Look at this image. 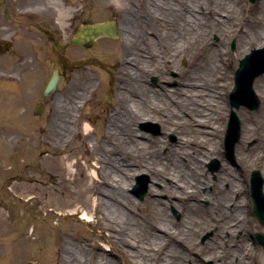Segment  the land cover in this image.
I'll return each instance as SVG.
<instances>
[{
    "label": "rangeland",
    "instance_id": "1",
    "mask_svg": "<svg viewBox=\"0 0 264 264\" xmlns=\"http://www.w3.org/2000/svg\"><path fill=\"white\" fill-rule=\"evenodd\" d=\"M175 1L188 3V0ZM149 5L147 0H0V42L10 43L0 52V264L29 261L62 264L63 254L70 247L85 251V264H144L137 256L131 255L135 247L124 245L114 230H106L100 222L96 204L102 192L98 190L97 182L101 178L112 181V174L106 167L99 170L101 178L97 177L94 164L99 148L94 146L103 145L112 156H126L125 163L131 160L126 153L141 158H149L153 153L152 157L158 159V165L162 167L166 158L177 149L181 138L188 140L187 149L191 151L189 156H181V161L196 173L206 175L216 183L224 164L237 173L241 184L238 199L245 198L249 202L247 218L252 247L251 255L245 256L244 261L245 264H264V247L256 239V234L264 232V228L253 215L250 190L253 170H259L264 179V158L261 162L253 160L258 152L255 147L258 138L242 140L240 121L241 136L233 155L224 144L232 109L236 114L245 111L257 121L259 131L264 129V89L260 87L264 86V82L260 83L264 75L254 82L261 101L258 110L246 106L232 107L230 100L240 60L252 49L264 47L263 38L246 44L239 35L240 31L250 35L252 31L264 28L263 21L252 23L263 16L260 0H236V5L246 14V20L241 28H234L233 33L211 35L213 45L209 46L202 45L195 25L199 19L203 24L207 21L212 24L209 17L203 18L201 13L195 12L191 19L193 28L187 33L178 32V16L177 32L168 33L165 13L164 16L156 14L155 22L150 25L151 16L146 12ZM124 15L134 18L139 26L132 41H125L123 34L116 39L102 37L87 49L71 45L61 57V43L69 36L62 39L53 33L59 28L57 17L68 26L74 20L73 31L74 27L85 22L116 20L125 32ZM28 31L33 32L32 41H29L31 36H26ZM184 36L187 37L186 43L181 41ZM178 41L185 48L180 57L169 48ZM233 42L235 49L232 48ZM27 45L30 49L35 46V60H28L35 64V68L28 71L22 81L18 68L24 67L20 59ZM217 49L225 51L226 56L220 71L214 72L211 60ZM244 49H247L246 53L238 59ZM130 53L135 54L130 56L131 63L127 59ZM62 58L70 60L72 66L69 65V69H77L72 77L76 79L78 76L77 80L83 82V86L70 90L64 79L55 93L44 95V88ZM124 65L128 66L127 70ZM69 74L70 70L67 71ZM203 78L205 83L201 81ZM127 81L135 88L131 97L124 86ZM187 85H191L192 91L201 90L196 96L189 95V100L198 102L217 117L219 128L214 135L200 131L206 129L205 126L191 129L192 122H185L181 124L188 132L185 136L168 129L167 121L163 122V116L165 119L167 114L174 113L177 102L186 98ZM158 99L163 102L162 112L154 116L153 100ZM38 104H44L41 114L35 113ZM125 108L133 115L146 116V119L130 117V127L140 134L135 140L129 138L115 143L103 133L109 123L125 114ZM182 115L188 120L187 113ZM85 123L93 128L89 135L84 134ZM60 128L71 131L60 139L55 133ZM242 145L251 152V158L245 164L236 153ZM211 146H216L222 157L205 153ZM127 176L131 185L126 186L125 192L135 211L127 230L139 234V245L152 253L149 247L159 249L161 260L166 259L167 264H217L218 261L210 255L212 249L222 257L232 259L234 246H221L214 237L217 227L209 222L211 218L218 223L224 220L228 208L222 196L228 190V182L220 183L218 189L204 187V192H214L219 201L213 204L212 200L203 198L200 207L191 211L184 205L180 207L174 198L168 203L169 195L164 184L173 182L171 178L161 183L144 172ZM138 182L140 191L147 186L143 199L132 192ZM155 189L161 193L152 195ZM165 203L171 220L167 226L169 238L153 241V234H149L146 224L157 221ZM83 216L89 220H84ZM102 253L104 256L100 257ZM236 259L239 258L234 261Z\"/></svg>",
    "mask_w": 264,
    "mask_h": 264
},
{
    "label": "bare ground",
    "instance_id": "2",
    "mask_svg": "<svg viewBox=\"0 0 264 264\" xmlns=\"http://www.w3.org/2000/svg\"><path fill=\"white\" fill-rule=\"evenodd\" d=\"M230 2L231 0H188V3L178 4L175 0H147V4H150V7L146 9V12H148L151 16L150 25L155 22L153 18H155L156 14L160 13V15L163 14L164 16L165 13L168 33L177 32V30H175L176 17L178 18L179 16L178 32L184 31L189 33V31L193 28V21H191V19L195 16L194 13L198 11L201 13L203 18L209 17L213 21L212 24L210 21L203 24L199 19L197 24L195 23L198 28L197 34L202 41V45L209 46L213 45V42L210 39L211 35L219 34L222 36L227 33H233L234 28L240 27L247 18L242 9L236 5V0H232V2ZM260 6L263 16L261 18H257L255 21L253 20L252 23L261 21L264 22V0H260ZM57 19V21L62 23V19L60 17H57ZM122 23L126 25V31L122 32V25L117 22L120 27V34L125 36V41H132L138 33V24H136L134 18H128L127 15L123 16ZM245 34L246 33L244 31H240V39L246 44H251L254 39H264V28L254 30L250 35ZM181 41H185L186 43L187 37H181ZM181 41L176 42L171 47L169 46L175 56L179 55L180 57L185 51V48L181 45ZM260 44H262L261 41ZM246 51L247 49H244L240 54H238V59H240ZM133 55L135 54L130 53L127 56L130 63L133 62L130 56L132 57ZM225 56V51H220L219 49L214 51L211 60L212 70L214 72H217V70L220 71V66L221 63H224ZM123 68L127 70L128 66L124 65ZM201 81L205 83L206 80L203 78ZM263 82L264 80L260 81V83ZM124 83L127 94L131 97L132 91H135V88H133V84L128 81ZM190 87L191 85H187L185 87L186 98L183 101L181 100L180 102H177L175 112L167 114L165 119L163 116L162 120L163 122L164 120L167 121L168 129L177 131L180 134H185V136L188 132L181 125L185 124V122L186 124L188 122H192L191 129H198V126L200 125L205 126L207 130L201 129L200 131L208 133L210 136L214 135L219 128V126H217V117L213 116L212 112H207L205 107L200 105L198 102L189 100V95L196 96L201 91L200 89L192 91V88ZM260 87L261 89H264V86L261 85ZM137 89L141 90V88ZM120 94L123 98L125 97L124 93ZM162 103L161 99L153 100L154 109L152 112L154 116H158L162 112L160 108ZM124 111L125 114L119 120L115 119L113 122L109 123L103 133L105 137L111 138L115 143L129 138L131 140H135V137L140 134L130 127L132 124L130 117L138 120L146 119V116L131 114L127 108H125ZM183 112L189 115L188 120H186V117L182 115ZM237 115L239 116L240 121H242L243 132L241 139L248 140L252 137L258 138L255 145V147L258 148V152L253 156V160L255 162H261L264 158V129L259 131L258 125L256 124L257 121L245 111H237ZM92 130L93 128L89 123L84 124L83 131L85 135H89ZM70 131V129L60 128L57 132H55L57 134L56 137L63 139ZM188 145V140L181 138L177 144V149L173 151L171 157L169 156L166 158L162 167H159L158 164H160V162H158V159L152 157L153 153L149 158H141L136 154L126 153L131 160L125 163L124 161L128 159L126 156H112L111 152H109L108 149H105L103 145H99V147L94 146L95 148H99V154L95 156L96 163L94 164L97 168V177L99 176L101 178L99 170L101 171L106 167L107 171L112 174V177H110L112 181L109 180L106 182L101 178L97 182L98 190L102 192L99 194V202L96 204V212H99L100 222L106 230H114L117 234L116 237L118 240H121L124 245L135 247L136 249L130 252L131 255L137 256L144 264H167L166 259L163 258L161 260L160 255L158 254L159 249L156 250L153 247H149L153 253L148 251L143 246L139 245V234L135 231L127 230L130 228L128 226V224H130L129 219L133 221V218L135 217L134 204L132 203L129 195L125 192V190H127L126 186L129 187L131 185V181L126 180L128 177L127 175L144 172L149 174L154 181H159L161 183H165L166 178H171L174 180L173 182L171 181L164 184V189L169 195L168 203L170 204V200L174 198L180 207L184 205V207H188L191 211L200 207V200L203 198L212 200L213 204L214 202L219 201V196L215 197V193L209 190L204 192V187L213 186L218 189V186L221 185L220 183L228 182V190H226L222 196V201L225 203V207L228 208L224 215V220L221 223H218V221L214 222L213 218H211L209 222H211L210 225L217 227L214 237L218 238L221 246H234V253L232 259L230 260H228V257H222L213 249L210 251V255L218 261L217 264H245L246 262L244 261V258L249 254L251 255L250 250L252 245L250 242V227L248 225L247 218L249 202L245 200V198L238 199V196L241 193V184L239 183L240 178L231 167H228L227 164H224L217 183L212 182L206 175L202 176L196 173L195 170H192L189 166H187V164L181 161V156H189L191 154V151L187 149ZM205 153L208 155L214 153L222 157L220 150L216 146L207 147ZM236 153L240 155L242 164H245V162L251 158V152L246 150L243 145L236 149ZM122 165L128 167L121 168ZM131 170L133 173L130 172ZM121 173H123V175ZM125 174L127 175L124 176ZM114 181L116 182L115 184ZM159 193H161L160 190H152V195ZM210 217H212V215ZM82 218L84 220H89L86 216H83ZM169 224H171L170 213L167 211V203H165L164 208H162V214L158 217L157 221H151L146 224V226L149 227V234H153V241H159L160 239L164 240L166 236L169 238L167 227ZM238 233L240 235L236 239V235ZM63 256L65 258L63 257L64 259L62 260V264H85V251L83 249L76 251L70 247L69 250L64 252ZM103 256L104 253L100 255V257ZM234 258L239 259L234 261ZM74 260L75 263H71Z\"/></svg>",
    "mask_w": 264,
    "mask_h": 264
},
{
    "label": "water",
    "instance_id": "3",
    "mask_svg": "<svg viewBox=\"0 0 264 264\" xmlns=\"http://www.w3.org/2000/svg\"><path fill=\"white\" fill-rule=\"evenodd\" d=\"M252 2L256 0H250ZM120 36V29L116 21L95 22L93 24H85L78 28L72 42L74 44L91 47L97 39L101 37L118 38ZM9 46V42L4 44ZM4 45L0 42V52L3 51ZM232 48L235 49L233 42ZM264 74V47L252 49L243 59L240 60L238 69L235 73L234 88L230 93L231 106L239 108L244 105L251 110H258L260 107V99L254 89V82L256 78ZM58 84V73L49 81L45 94H52ZM42 112V106L36 111V114ZM241 123L238 115L231 110L230 119L224 139L226 150L233 155L235 146L240 140ZM213 163H216L214 160ZM251 199L253 202V214L264 227V179L259 170H253L250 178ZM147 191V186L140 191V183L138 182L132 192L138 198L143 199ZM256 237L260 245L264 247V233H257ZM24 264H38L34 262H25Z\"/></svg>",
    "mask_w": 264,
    "mask_h": 264
},
{
    "label": "flooded vegetation",
    "instance_id": "4",
    "mask_svg": "<svg viewBox=\"0 0 264 264\" xmlns=\"http://www.w3.org/2000/svg\"><path fill=\"white\" fill-rule=\"evenodd\" d=\"M86 23L87 22L82 23V24H86ZM74 24H75L74 20L72 22L71 21L69 22V26L65 25L64 21H62V23L59 22L58 30L55 29L54 32H53V33H56L59 36V38H62V39L69 36L68 39H66V42L61 43V45H62L61 46L62 48L60 50L61 57L64 56V52H66L68 49H71V45L76 46V48H86L87 49V47L79 46V45H76V44L72 43V38L74 36V35L72 36V34L74 33V31H77V29L82 25V24H80L79 26L74 27V31H73ZM32 33L33 32H31V31L26 32V34H27L26 36H29V37L31 36V39L29 41H32V39L34 37V35ZM26 36H24V37L26 38ZM23 44H27V43L24 42ZM31 49H30L29 45H27V49H26L25 53L22 55V57L20 59L21 63L24 64V67L22 66V67L18 68L19 73H20L19 74L20 75V80L22 79V81H23V78L26 75V73H28V71L31 72V70H34V68H35V64H33V63L31 64V63L28 62V60L31 61V62H33L35 60V58H34V55L36 54L35 50H34L35 46H32ZM69 65L72 66L70 60H67V58H64L61 61L60 65H59V68H55L53 70L49 81L54 77L55 73L57 72L58 73V84H57V88H56L55 92L60 88V86L62 84V81L64 79H65V81L67 83V86H69L70 90H75V89H77L78 86H80V88L83 86V82H81L80 80L79 81L77 80L78 76H76V79L72 77L73 73H77V69H74L71 66H70L71 68L69 69ZM76 65H78V64H76ZM68 70H70L69 76L67 75V71ZM49 81L47 82V84H46V86L44 88V91H43L44 95H46L45 94V90H46V87H47ZM39 105L42 106V110L44 111V104H38L37 108L39 107ZM37 108H36V110H37Z\"/></svg>",
    "mask_w": 264,
    "mask_h": 264
}]
</instances>
